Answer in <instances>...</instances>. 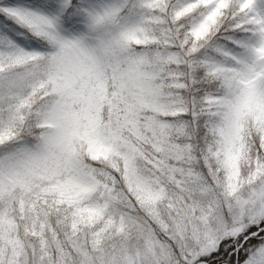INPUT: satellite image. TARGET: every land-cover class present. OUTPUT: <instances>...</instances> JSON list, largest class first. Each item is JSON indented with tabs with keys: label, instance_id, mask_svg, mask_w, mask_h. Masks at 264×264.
<instances>
[{
	"label": "snow or ice",
	"instance_id": "1",
	"mask_svg": "<svg viewBox=\"0 0 264 264\" xmlns=\"http://www.w3.org/2000/svg\"><path fill=\"white\" fill-rule=\"evenodd\" d=\"M0 264H264V0H0Z\"/></svg>",
	"mask_w": 264,
	"mask_h": 264
}]
</instances>
